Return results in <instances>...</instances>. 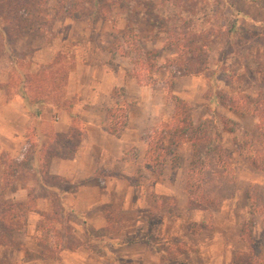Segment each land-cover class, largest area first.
Returning <instances> with one entry per match:
<instances>
[{"label": "trees", "instance_id": "obj_1", "mask_svg": "<svg viewBox=\"0 0 264 264\" xmlns=\"http://www.w3.org/2000/svg\"><path fill=\"white\" fill-rule=\"evenodd\" d=\"M123 2L122 7L136 15L133 2L131 0ZM141 3L139 1V4ZM255 3L264 9L263 2ZM112 4L108 0H56L55 6L49 8L48 0H0V57L11 51L10 42L26 34L53 36L54 23L60 18L78 21L86 16L92 19L102 16L108 23H113L116 17L110 12ZM142 5L147 8L143 3ZM212 10L211 0H160L158 3H152L148 13H138L145 20L146 28L139 30L135 22L128 20L123 29L117 30L108 52L128 58L136 82L142 86H151L155 83L154 71L159 69L157 63L159 52L146 48V42L155 41L162 36L166 38L165 48L174 54V57L168 60L173 69L174 79L177 76L202 74L210 67L207 61L209 49L220 38H225L218 59L211 65L214 74L212 73L209 86L212 91L209 96L210 104L214 105L216 100H220L232 113L248 112L257 116L258 123L251 139L252 162L256 169L264 172V97L260 95L261 97L252 98L244 94V90L252 87L256 81L264 82V61L254 59L252 52L253 48H264V24H260L257 32H249L245 29L240 31L236 23H231L226 27V31L224 30L227 35L224 37L223 30L213 24ZM242 32L246 34L249 43L243 44L240 50L234 49L235 45L231 43L230 38L237 33L238 40H241ZM26 55L28 51L10 56L13 73L7 83L0 84V88L8 90L12 87L25 95L23 82L29 78L35 87L32 89L37 90L40 97L45 96L43 102L52 101L58 107L66 109L72 106L73 103L65 102L62 96L68 73L76 65L74 56L60 51L51 63L40 71L29 73L28 77V73L24 71L26 64L22 60ZM220 72L228 76L229 82L225 83V86L234 85V92L228 93L223 88L220 89L224 85L217 78ZM247 75L253 82L251 80L247 83ZM169 88H172V85ZM120 89L114 90L112 96L115 102L108 109V130L115 136H120L126 127L129 106L122 98L123 91ZM168 95L172 101L171 116L168 120L160 121L148 132L142 164L148 171L158 173L168 161L174 168L183 166L184 161H187L183 189L187 207L201 210L217 207L234 197L236 192L235 169L231 154L221 144L220 139L212 135L211 129L194 126L188 102L175 97L171 89ZM213 123L217 133L232 131L230 127L232 121L220 114L214 113ZM75 125L77 128H74L70 138L64 140L63 137H59L56 144L46 147L48 156L72 157L80 135L77 123H74ZM34 147L35 145L30 147L21 160L0 155V190H14L20 183H24L28 176L30 177V170L35 162V159L31 158ZM183 153H187V159ZM43 161L46 164L48 160L44 158ZM41 170L45 171L44 166ZM57 191L61 194L60 190ZM48 192L39 193L42 196L44 194L50 196L51 205L48 212L40 213L41 218L36 223V230L44 236L38 237L44 253L50 248L46 240L51 236L60 250L73 251L83 245L93 249L96 238L93 239L89 234L90 239L94 241L82 244L67 219L72 211L63 206L57 193ZM245 198L247 214L240 234L246 245L244 250H239L233 255L230 264H264V182L250 183ZM36 200L35 191L31 188L27 191L25 201H14L0 196V264H12L2 257L3 247H15L29 252L23 242L14 238V233L26 230L27 213L36 210ZM258 215L262 218L261 235L255 241L252 229ZM104 217L108 223V231L117 229L115 225L120 222L119 210L105 204ZM202 228L205 226H200L196 232ZM144 241L150 244L146 239ZM171 244L179 248L177 251L179 255L183 251L191 250L189 245L174 237L173 240H168L166 247L150 245L161 253V260L166 257L167 262H170Z\"/></svg>", "mask_w": 264, "mask_h": 264}, {"label": "rangeland", "instance_id": "obj_2", "mask_svg": "<svg viewBox=\"0 0 264 264\" xmlns=\"http://www.w3.org/2000/svg\"><path fill=\"white\" fill-rule=\"evenodd\" d=\"M108 1L113 3L110 8L111 14L116 17L113 23H108L102 16H98L95 19L86 16L82 20H73V29L70 27V22V24H67L65 22L55 21L53 36H39L38 39L34 40V43L40 46L48 43L52 44L54 56L60 51L69 53L74 56L76 65L87 63L97 65V67L101 68L100 64L104 62L105 70L110 69L112 72H118L125 84L124 86L128 88L131 99L128 105L140 99L144 100L141 110L133 109L136 112L134 123H140L141 116L139 113L137 115V112H140L143 118L149 121V127L140 135V138L136 133L129 135V137H132L130 139H137L136 145H138L139 149L142 146V142L147 138L150 129L160 123V121L170 118L172 110V101L168 95L170 89L175 97L181 98L189 103L194 126H203L211 129L212 135L218 137L221 144L229 150L235 169V195L219 206L208 210L188 208L186 195L183 191L187 161H184L183 166L176 168L171 167L168 161L162 170L156 173L157 179L165 181L166 186L161 187L162 195L160 194L158 198L154 199V207L151 201L152 195L149 194V188L146 187L149 194L146 197L148 207L152 206V208L147 210V221H144V223H146L147 232L149 234L151 233L149 236L151 242L159 246L165 245L164 247H166L168 240H173L174 237L189 245L191 247L190 251H196L198 249L206 253V255L208 252L209 254H213L218 260L215 264H230L233 255L239 250H244L246 245L241 239L240 233L247 214L245 198L247 187L252 182H264V172L256 169L252 162L251 139L258 123L257 116L248 112L232 113L223 106L220 100H216L214 105L212 103L210 104L209 96L212 91L209 86H211L212 73L214 74V68L211 65L218 59L220 50L225 43V38H220L209 49L207 61L210 67L202 74L198 76H177L174 79H172L173 69L171 68V63L168 62L171 57H174V54L165 48L166 38L162 36L155 41L146 42V48L159 52L157 58L159 69L154 71L155 83L151 86H142L132 76V64L130 60L119 54H111L108 52V49L114 40L117 30L123 29L128 23V20L131 19L135 22L139 30L145 29L146 22L138 13H148L150 5L152 3H158L160 0H131L136 15L129 13L122 7L124 5L123 0ZM139 1L146 5L147 8L142 3L139 4ZM255 1L264 3V0H211L214 26L223 30L224 37L227 36L224 33L226 27L231 23H236L239 30L245 29L249 32H257L260 29V24H264V9L257 6ZM55 4L56 0H48L49 8H53ZM121 15L123 17H118ZM57 33H60L59 37L56 35ZM70 33L72 35L70 41L66 42L62 40V35H68ZM241 35V40H238L237 33L230 38L231 43L235 45L234 49L240 50L243 44L248 45L249 40H246V34L242 32ZM16 41L10 42L9 47L10 49L15 47L16 50L13 49V51H16L14 53L18 54L21 53V49ZM252 52L254 59L264 61V48H253ZM8 58L9 56L6 53L0 57V76L4 75V67L9 64ZM84 75L86 74L84 73ZM217 78H219L222 85L224 84L220 89L223 88L228 93L235 91L234 85L230 84L229 86H225V83L227 84L229 79L224 72H220ZM171 80L172 83H170ZM251 80L252 78L247 75V83ZM170 85H172V88H169ZM124 86L120 89L123 92ZM244 94L252 98H257L260 95L264 97V82L256 81L252 87L244 90ZM214 113L220 114L232 121V125L230 126L232 129L231 132H216L213 128ZM21 153V151H16L14 155L20 157ZM134 154L136 155L137 152L134 151ZM183 155L187 159V153H183ZM135 165L129 167L127 170L132 172L134 169L135 171L137 170L136 172H140V170L138 171L139 168ZM149 180L152 179L149 178ZM115 209L120 211L118 208ZM128 217L133 218V214L129 212ZM67 219L72 227L76 225V222H79L76 216L71 213ZM261 221V216H256L252 229V235L255 241L261 235ZM200 226H205V229H200V231L205 230L203 236L200 233L199 235L196 234V230ZM178 228L183 233L182 235H177ZM189 231H192L193 234H189ZM74 233L82 244H86V242L97 238L94 239L93 249H88L83 245L73 251L70 249L60 250L51 236L46 240L50 248L44 253L39 244L40 239L38 238H43L44 236L39 232L35 235L28 230L25 234L14 233V238L24 243L26 249L29 251L28 253L22 250L20 251L15 247H10L4 248L1 254L2 257L12 264H133L131 259L126 257L116 258L115 252H112L110 249V243L113 241L120 243L131 237L134 238V233L131 230L127 232V234H132L127 235L128 238H123V232L120 229H111L109 231L108 229L106 231L92 230L90 234L93 236V239L88 238L80 227L74 228ZM103 234H105V238L102 237ZM98 237H102V239L100 240ZM209 239L211 240V244L210 246L208 244V247L205 249L202 247L204 245L203 243H205L203 240L208 242ZM99 245H103V249ZM170 247L169 257L171 256V261L167 262L165 257L164 260L160 259L158 264L190 263L188 250L183 251L179 255L177 254L179 249L177 246L171 244ZM73 252L78 253V256H74L75 254ZM197 257L198 255H193L194 259H197Z\"/></svg>", "mask_w": 264, "mask_h": 264}, {"label": "crops", "instance_id": "obj_3", "mask_svg": "<svg viewBox=\"0 0 264 264\" xmlns=\"http://www.w3.org/2000/svg\"><path fill=\"white\" fill-rule=\"evenodd\" d=\"M65 20L66 18H60L56 21L71 23L70 27L74 29V21ZM59 34L56 35L59 37ZM38 38L39 36L26 34L16 41L20 51H28V55L21 57L26 64L24 71L28 73V77L29 73L40 71L54 58L52 44L36 45L34 40ZM61 38L67 42L72 35L71 33L62 35ZM13 49L6 52L9 56V64L4 67L0 84L7 83L13 73V63L10 58L11 55H16ZM100 65L101 68L87 63L80 64L68 73L62 98L65 102L71 101L73 104L67 109L58 107L52 101L43 102L45 96L40 97L38 91L32 89L35 87L29 78L23 82L25 95L12 87L8 90L0 88V155L21 160L28 149L35 145L31 156L35 162L31 167L30 177L14 190H0V196L4 199L25 201L28 189L35 191L36 210L27 213L26 230L17 231L18 234H25L29 230L37 235L36 223L41 218L40 213L48 212L51 205L50 196L45 194L42 196L40 192L50 191L58 194L57 190H60L61 194L58 195L63 206L70 209L79 220L73 229L82 228L88 238H91L89 234L92 230L106 231L108 228L104 217V205L118 208L120 222L115 228L123 232V238L132 235L127 234L130 230L135 237L120 243L115 241L110 243V249L115 252L116 258L126 257L131 259L133 264H158L161 253L152 248V245L158 244L151 242L149 238L151 233L147 232L144 223L147 221V210L152 208V206L148 207L146 197L152 195L151 201L154 207V199L158 198L162 192L161 187L166 184L165 181L158 180L156 173L148 171L142 164L147 138L139 149L136 145L137 139L129 137L136 133L140 138L149 127V121L144 119L140 112H137V115L139 113L141 116L140 123H134L136 115L134 110H141L144 100L140 99L129 104L126 127L120 136L111 134L108 130V109L115 102L112 94L114 90L123 88L125 84L117 71L105 70L104 62ZM122 98L131 102L126 86ZM74 123H77L80 135L72 157L48 156L46 147L56 144L59 137H63L64 140L70 138L74 128H77ZM16 151H21L22 155L15 156ZM134 151L137 152L136 155ZM44 158L48 160L46 164L43 163ZM134 164L140 172L134 169L132 172L127 170ZM43 166L44 172L41 170ZM146 187L149 188V194ZM129 212L133 214V218L128 217ZM179 230L180 228L177 235H182ZM204 231H198L196 234L200 233L203 236ZM189 234H193L192 231H189ZM102 237L105 238V234ZM138 238L140 239L137 240ZM144 239L152 245L146 243ZM210 239L208 242L205 241L206 239L203 240L205 243L202 247L206 249L208 244L210 246ZM4 248L10 247H3L1 252ZM73 253L74 256H78V253ZM188 254L189 264H212V262L215 264L218 261L213 254L208 252L206 255L198 249L189 251ZM194 254L198 255L197 259L193 258Z\"/></svg>", "mask_w": 264, "mask_h": 264}]
</instances>
